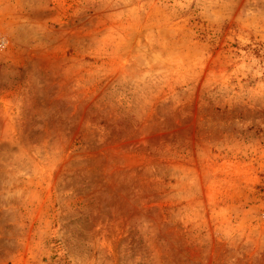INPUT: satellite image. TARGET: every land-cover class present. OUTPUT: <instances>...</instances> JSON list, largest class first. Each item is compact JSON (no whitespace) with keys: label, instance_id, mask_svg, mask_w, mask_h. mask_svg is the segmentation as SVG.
<instances>
[{"label":"rangeland","instance_id":"374dc122","mask_svg":"<svg viewBox=\"0 0 264 264\" xmlns=\"http://www.w3.org/2000/svg\"><path fill=\"white\" fill-rule=\"evenodd\" d=\"M0 264H264V0H0Z\"/></svg>","mask_w":264,"mask_h":264}]
</instances>
